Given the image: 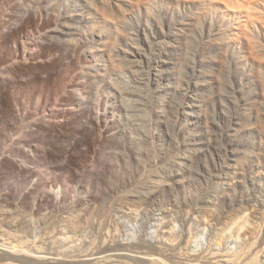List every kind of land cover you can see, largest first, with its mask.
<instances>
[{
	"label": "rangeland",
	"instance_id": "374dc122",
	"mask_svg": "<svg viewBox=\"0 0 264 264\" xmlns=\"http://www.w3.org/2000/svg\"><path fill=\"white\" fill-rule=\"evenodd\" d=\"M142 1L0 0V264H264V0Z\"/></svg>",
	"mask_w": 264,
	"mask_h": 264
},
{
	"label": "bare ground",
	"instance_id": "6f19581e",
	"mask_svg": "<svg viewBox=\"0 0 264 264\" xmlns=\"http://www.w3.org/2000/svg\"><path fill=\"white\" fill-rule=\"evenodd\" d=\"M103 1V0H102ZM176 2V1H175ZM143 4L147 3V0H143L142 1ZM116 22H119V19H115ZM117 27V26H116ZM119 27V26H118ZM121 29V28H120ZM119 29V30H120ZM122 30V29H121ZM120 30V31H121ZM125 30V29H124ZM127 30V29H126ZM125 30V31H126ZM118 31V32H120ZM123 32V31H121ZM124 33V32H123ZM125 34V33H124ZM262 41V40H261ZM259 39V36L256 34L251 35V37H249L247 39V42L249 43L248 45L250 46V48L252 49V52L254 54V56L256 57V59L258 61H260L261 59L264 58V41L261 42Z\"/></svg>",
	"mask_w": 264,
	"mask_h": 264
}]
</instances>
